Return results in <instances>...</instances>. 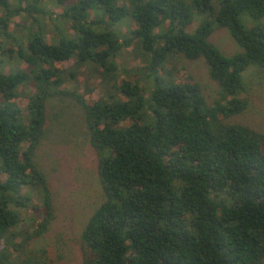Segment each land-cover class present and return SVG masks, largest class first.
<instances>
[{
  "label": "trees",
  "instance_id": "obj_1",
  "mask_svg": "<svg viewBox=\"0 0 264 264\" xmlns=\"http://www.w3.org/2000/svg\"><path fill=\"white\" fill-rule=\"evenodd\" d=\"M241 13L260 19L264 0H0V264H54L31 247L54 217L34 156L50 99L63 95L82 107L103 191L75 241L80 264H264V132L237 120L250 102L244 73L264 72V24L245 26ZM217 27L239 51L209 40ZM129 47L141 64L120 80L115 61ZM178 56L204 60L212 103L167 68ZM82 67L101 82L90 102L62 88ZM33 193L40 217L17 232Z\"/></svg>",
  "mask_w": 264,
  "mask_h": 264
},
{
  "label": "rangeland",
  "instance_id": "obj_2",
  "mask_svg": "<svg viewBox=\"0 0 264 264\" xmlns=\"http://www.w3.org/2000/svg\"><path fill=\"white\" fill-rule=\"evenodd\" d=\"M53 10L59 12L60 9L54 7ZM20 19L19 16L13 18L10 28H13ZM198 20L199 17L195 16L187 30L194 29ZM239 20L245 26L264 24V16L254 19L247 13H241ZM121 29L124 30L123 25ZM209 40L225 55H231L240 50L225 27L215 28ZM131 50L130 47L125 49L116 58L120 80L129 78L131 76L129 70L141 64L139 59L131 55ZM70 62H63L61 66L69 67ZM172 64L179 70L175 73L177 78L182 79L189 73L202 85L208 102L212 103L218 97L217 85L209 78L208 67L202 58L185 61L178 56L171 64H166L167 68H170ZM24 65L21 62L18 63V66L24 67ZM8 68L9 66H4L5 71ZM80 70L83 73L78 76L75 84L65 82L62 88L74 90L81 94L86 102H90L100 96L101 82L97 74L85 81L84 78L90 71L83 67ZM243 80L248 85L246 89L249 92L250 102L247 110L239 115L237 120L264 132V72L261 73V70L254 66L250 67L244 73ZM33 91L34 88L30 86L21 88L17 103L22 110ZM47 113L49 118L45 133L37 147L34 159L49 181L54 202V217L47 230L32 241L31 247L36 250L46 249L54 264H80L76 238L92 212L103 200V191L96 174V156L89 145L84 128L82 107L74 98L64 95L51 98ZM0 178L3 176L0 175ZM22 191L24 192L25 189ZM36 205L40 206L41 202L38 195L33 193L28 207L20 210L24 220L15 231L32 230L30 217L34 213H38L37 217H40V211L33 210ZM20 239V235L15 236L13 242H18ZM2 245L4 246V243Z\"/></svg>",
  "mask_w": 264,
  "mask_h": 264
}]
</instances>
